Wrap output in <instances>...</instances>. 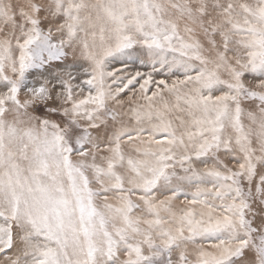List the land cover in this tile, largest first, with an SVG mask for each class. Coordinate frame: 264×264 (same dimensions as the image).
Listing matches in <instances>:
<instances>
[{"label": "snow or ice", "instance_id": "snow-or-ice-1", "mask_svg": "<svg viewBox=\"0 0 264 264\" xmlns=\"http://www.w3.org/2000/svg\"><path fill=\"white\" fill-rule=\"evenodd\" d=\"M0 264H264V0H0Z\"/></svg>", "mask_w": 264, "mask_h": 264}]
</instances>
